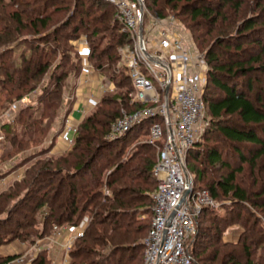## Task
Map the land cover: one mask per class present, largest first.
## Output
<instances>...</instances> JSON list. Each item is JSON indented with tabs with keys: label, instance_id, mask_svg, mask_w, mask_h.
Here are the masks:
<instances>
[{
	"label": "trees",
	"instance_id": "obj_1",
	"mask_svg": "<svg viewBox=\"0 0 264 264\" xmlns=\"http://www.w3.org/2000/svg\"><path fill=\"white\" fill-rule=\"evenodd\" d=\"M58 1L35 0L30 4L27 0H0V95L7 94V107L17 105V111L0 120L2 143L17 146L21 153L25 144L46 140L60 116L66 82L71 77L78 79L84 61L112 91L101 95L94 112L79 123L73 145L54 166L51 161L37 162L25 172L22 182L0 192V248L14 242L32 245L51 235L54 227H78L86 220L68 264H142L156 190L152 174L155 147L145 143L135 146L111 168L105 180L99 177L101 157L105 171L132 139L140 135L147 138L152 123L136 125L115 141L105 138L121 111L129 108L131 113L141 108L129 105L133 87L124 68L118 67L116 73L111 67L119 59L110 54L130 39L114 19L115 8L97 0H88L87 7L75 6L68 22L53 23L52 8ZM146 1L160 18L172 13L177 18L185 16L182 23L203 50L207 70L201 98L208 124L188 151L186 166L194 190H206L214 202H223L225 214L202 209L188 253L197 264H240L239 257L245 258L244 264H255L251 262L256 254L253 251H262L264 235L257 228L254 211H250L254 207L264 212V84L259 86L261 80L256 78L257 73L264 76V0ZM249 1L252 4L247 9L253 10V15L245 18L242 6ZM64 30L68 32L61 35L62 42H55ZM77 32L89 43V55L83 60L73 44ZM24 33L34 37L27 41ZM36 36L44 43L53 39V48L57 52L61 49L58 61L53 60L54 49L44 51L33 44ZM104 38H109L110 46L99 50V40ZM21 45L27 51L14 58ZM44 78L45 86L37 90ZM23 98L25 104L20 103ZM17 131L21 139L14 134ZM92 138L102 140L98 151L88 150ZM52 139L47 151L54 147ZM118 146L121 148L116 150ZM26 161L0 170V180ZM66 184L68 192L63 197ZM13 199L19 200L10 215L13 207H8ZM22 207H28L22 215L25 220L17 217ZM242 213L247 216L241 218ZM231 224L240 227L238 241L223 242L222 227ZM208 246L226 249L229 254L214 249L207 253ZM15 256L0 255V264ZM30 264H51L47 251H38Z\"/></svg>",
	"mask_w": 264,
	"mask_h": 264
},
{
	"label": "built area",
	"instance_id": "obj_2",
	"mask_svg": "<svg viewBox=\"0 0 264 264\" xmlns=\"http://www.w3.org/2000/svg\"><path fill=\"white\" fill-rule=\"evenodd\" d=\"M97 1L115 8L121 31L132 41L120 49V58L133 87L130 101L141 106L132 113H123L112 123L109 140L150 120L148 142L158 152L152 168L156 190L150 227L143 241L142 264H197L188 253L196 235V222L203 208L215 206L206 190H194L193 177L186 166L187 153L195 146L206 122L201 98L207 71L203 54L193 50L191 40L179 31L178 24L154 18L145 25L143 0ZM92 71H95L92 65L85 61L80 76L89 78ZM111 91L112 87L102 85V95ZM26 101L23 98L20 103ZM16 106L11 113L17 111ZM62 128L59 138L71 147L77 123L67 116ZM84 225L54 227L53 236L47 240L56 251L62 252V258L60 263L51 264H68L73 244L82 237ZM68 229L71 233L64 238L56 236ZM32 260L27 255L15 256L3 264H30Z\"/></svg>",
	"mask_w": 264,
	"mask_h": 264
},
{
	"label": "rangeland",
	"instance_id": "obj_3",
	"mask_svg": "<svg viewBox=\"0 0 264 264\" xmlns=\"http://www.w3.org/2000/svg\"><path fill=\"white\" fill-rule=\"evenodd\" d=\"M33 1H35V0H27V2H29L30 4ZM143 2H144V5L146 7V14H145L144 20H143V23L145 25L148 24V21H150V19L152 20L154 18L165 19V21L167 22V24H172V23L173 24H178L179 31L182 32L184 35H186V37H188L191 40V42L193 44V50H195V52H198L199 54L202 55L203 50L197 47V43L194 42V40L192 39L190 33L185 29V27H184V25L182 23V19L185 18V16H183V18H180V17L177 18L172 13L169 16H166L164 18H160V17L156 16V14H154V12L151 11V9L149 8V4H148V2L146 0H143ZM25 3H26V0H25ZM79 4H84L85 7H87V5H89L88 0H60V3L58 1V5H56L55 7L52 8V10H53L52 12L55 13V14L52 15L53 16L52 17L53 23L60 22V24H61L62 22H65V21L68 22L69 16L72 14L75 6H79ZM248 4L251 5L252 4V1L251 2L249 1L247 3V6H245V5L242 6V9H243V7L245 8V11H244V14H243V17H245V18H248L249 16L253 15V10H251V9L248 10L247 9V7H249ZM262 4H264V3H262ZM32 6H34V5H32ZM102 10H104V9H102ZM114 19H115V17H114ZM66 32H68V30L62 31L61 34L59 33L55 37V42L56 41L62 42L63 39H62V36L61 35L65 34ZM24 36L25 37H23V39L26 38L27 41L30 40V39H32L34 37V36H32V34H28L27 35L26 33H24ZM76 36H77L78 39L74 40L73 41V44H74V48H75V50L77 52V55L80 58H82V60L83 59H86L88 57V55H89V43H88L87 37L83 33H79L78 34V32L76 33ZM36 39L37 40L33 41V44L34 45L36 44L38 46H41V49H43L44 51H46V50L48 51V50H51V49L53 50L54 49L53 48L54 41H51L53 39H51V40L49 39V42H47V43H44L41 40L39 41L38 36H36ZM108 40H109V38L108 39L104 38L102 40H99V43H100L99 50H103L104 48L107 49L110 46ZM131 42L132 41L130 39V43ZM81 43L82 44H86V46L81 45ZM127 45L128 44H125L123 47L118 48L117 51H116V53L114 51V52H112L110 54V56H116L117 55L118 56V59H119L117 62H114L112 64V66H111L112 67V70L113 71L115 70L116 73H118V67H121L122 66L121 65V58H120V49H122V48L124 49V47L127 46ZM206 45L204 47H206ZM23 48L24 47H22V45L20 46V48H18V51L14 55V58H17L23 51L24 52L27 51V50H25ZM49 48H51V49H49ZM54 50L55 51L53 53V55H54L53 60L58 61L59 60V56H60L61 49H60V51L57 52L56 51V47H55ZM68 52H69V50H68ZM48 55L50 57L51 56V53L48 52ZM79 76H80V74H79ZM256 78H259L258 80H261L260 83L258 82L259 83V86H260V84H264V76L263 75H261L260 73H257L256 74ZM46 81H47V78H44L43 79V82H40V83L38 82V84H37V90L38 89H42L45 86ZM76 81H77V79H76ZM76 81H74V79L72 77L67 80L66 87L64 88L63 95H62V106H61L60 111H59L60 116L57 119V121L54 123V125L51 126V128H50V130L48 131V134H47L48 137L46 138V140L43 143L42 142L41 143H39V142L34 143V141L31 142V143H27V144H25V146H22V147H24L22 149L23 152L19 153L18 152L19 149H17L18 148L17 146L16 147L15 146L10 147V145H8L6 142L5 143L4 142L2 143V140L0 141V143H2L1 146H0V170L6 171L9 168H11L12 166H15L16 164H18L19 163L18 162L19 160H22L23 161V160H26L27 159L25 165L21 166L19 169H16V171H19L17 173L18 176H16V179L8 187H6L5 189L1 190L0 192H3V191L5 192L9 188L13 187V185L15 183L18 184V183L22 182L23 176L25 175V172L28 171V170H30L32 167H34L37 162L51 161L52 164H53L52 166H54L55 165V162L59 158V156L60 155H65L70 150L71 147H68L67 150H65L64 152L58 154V153H54V151H53V148L54 147L52 149H50L49 151H47L46 149L49 148V145L51 144L50 142H51V139L52 138H55V140L52 139V141L54 142V145L56 144V141L59 140L60 134H61L62 129H63L62 127H63L64 121H65L66 117L68 116L67 115V112H68L69 103H70V100H71V96L70 95L72 93L70 86H71V84L73 82L75 83ZM102 84H103L104 87L109 86V85H107L105 83V81L104 82L102 81ZM6 97H7V94L5 92L2 95H0V120L7 118L8 115L11 116L14 113V112L11 113L14 105L11 106L10 108L7 107V102L5 101V98ZM130 100H131V98L129 96V105L131 104V101ZM97 102H98V98L97 97L90 98L89 99V102H88V105H87L88 106L87 108L89 110L87 112H85L83 118H85V116H88V115H90L91 113L94 112V110H95L94 107H95V105H96ZM128 110L130 111L131 109L128 108V109H126V111L125 110L124 111H121V115L123 113H128L129 112ZM75 116L78 117V114H75ZM83 118H82V120H83ZM205 118H206V122H205V124L203 126V129L201 131V134H200L198 140L200 139V137H201L204 129L206 128V126L208 124L206 114H205ZM79 123L80 122H77V126L79 125ZM110 129H111V127H110ZM110 129H109L108 134L111 131ZM14 134L17 136V139H21L20 136L18 135V131L15 132ZM108 134H106L107 135L105 137L106 140L107 139L109 140ZM120 137H118V138H116L114 140H110V141L118 140ZM93 139L94 138L91 139L90 146L88 145L89 146L88 147V150L89 151H94V150L95 151H98L97 150L98 149L97 146L98 147L99 146L100 147L102 146V140L99 141V140H93ZM22 140L25 141V139H23V138H22ZM148 141H149L148 140V137L144 139V137L141 136V135L139 137L135 138V139H132L131 142L128 145V148L127 147L125 148L124 153L122 154V152H120L117 155V157H115V159H113L111 161V165L105 171H102V157H101V159L99 160V164L101 166V167L99 166L101 168V173H99V177L102 178L103 180H105V177L108 176L109 171L111 170V168L113 166H115L118 162L122 161L125 156H128L130 153H132L134 151V149H135V146L140 145L142 143H145L147 145H151V144H149ZM119 148H121V146L116 147V150H118ZM6 152H7V154L10 152L8 154L9 156L1 159ZM99 152L102 155V151H99ZM155 152H156L155 153V160L157 161L158 152L157 151H155ZM107 154L108 153H105V155H107ZM9 158H11V159H9ZM6 164H7V167L4 169V166ZM2 171H0V172H2ZM19 192H21V190ZM67 192H68V185L66 184L65 185V188H63V192H62L63 193V197L67 196ZM23 193H24V190H23V192L21 194H23ZM153 194H152V197H153ZM18 200L19 199H13V201H11V203L9 204L8 210L11 207H13V208L10 209L9 213L12 212L13 210H15V207L17 205ZM222 205H223V202H215V206H214V208L212 210H215L216 212H219L221 214L222 213L225 214L224 213L225 211H223V209H222L223 208ZM227 208H229V207H227ZM250 211L251 212L254 211L253 212L254 213L253 215H254V218L256 219L257 228L258 229L261 228L262 232H264V212H260L258 209L254 208V207L252 209L250 208ZM18 212L21 215L20 214H17V217L20 218V219L25 220L22 215L25 214L26 212H28V207H22ZM10 215H11V213H10ZM245 216H247V215L245 213H242V217L241 218H244ZM203 221L205 222V220H203ZM85 222H86V220H83L81 224H83V223L85 224ZM204 222H203V224H204ZM206 224H208V223H206ZM11 226H13V225H10L9 227H11ZM222 230H223V233H222V241L223 242H234L235 243V242L238 241V233L240 232V227H239L238 224H231V225H229L226 228L225 227H222ZM53 234H54V228L52 230L51 235L45 237L43 239V241L44 240H47V238H50L51 236H53ZM261 238H262L261 240H263V243H262V245H263L262 251L260 249L254 250L253 252L256 253V254L253 255L252 258H251V262H253L255 264H264V261L262 259V257L264 258V251H263V249H264V235H262ZM39 242H40V240L37 241V242H35L32 245H25V244H23L27 248H29L28 251H24V252H21V253H17L16 256L27 255V256H30V257H33L34 258L36 256V253H37L38 249L41 247L39 245ZM48 242H49V239H48ZM191 242H193V240ZM16 243L18 244V242H14V244H16ZM42 249L45 250V247L42 248ZM213 249L214 250H219L220 253L221 252L222 253H224V252L227 253L228 252L226 249H220L219 247L213 248V247H209V246L206 249V251H207V253H209ZM1 252H2V247L0 248V255H1ZM227 254H229V253H227ZM239 259H240V264H244L245 263V258L244 257H239Z\"/></svg>",
	"mask_w": 264,
	"mask_h": 264
},
{
	"label": "crops",
	"instance_id": "obj_4",
	"mask_svg": "<svg viewBox=\"0 0 264 264\" xmlns=\"http://www.w3.org/2000/svg\"><path fill=\"white\" fill-rule=\"evenodd\" d=\"M85 62V61H84ZM87 62V61H86ZM90 77L87 78L85 76H79L77 81L71 84V100H72V106L70 113L68 114V118H70L74 123L81 122L82 118L84 117L85 112H87L89 109L87 108L88 102L90 98H98V101L101 97V87H102V78L97 74V72L92 71L90 72ZM75 114H78V117L75 116ZM67 146L59 140L56 141V144L54 145L53 151L54 153H62L65 150H67ZM7 167V164L4 166V169ZM9 168V167H8ZM19 171H14L4 179L0 180V191L8 187L15 179L17 173ZM71 233L70 229L66 230L65 232L57 233L56 236H60L61 238H64L66 235ZM40 250H43L42 248L45 247L47 252V256L52 262H58L60 263L62 258V252L56 251V248L52 244V242H48V240H40L39 242ZM29 248H27L23 244H10L8 246L2 247L1 255L8 257V256H14L17 253H21L24 251H28Z\"/></svg>",
	"mask_w": 264,
	"mask_h": 264
}]
</instances>
